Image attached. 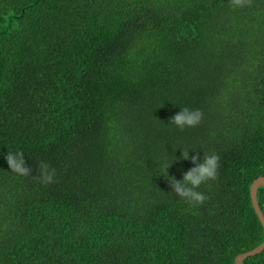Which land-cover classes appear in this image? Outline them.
Listing matches in <instances>:
<instances>
[{"label":"trees","instance_id":"16d2710c","mask_svg":"<svg viewBox=\"0 0 264 264\" xmlns=\"http://www.w3.org/2000/svg\"><path fill=\"white\" fill-rule=\"evenodd\" d=\"M212 152L192 206L169 182ZM260 177L264 0H0V264H234L264 240Z\"/></svg>","mask_w":264,"mask_h":264},{"label":"clouds","instance_id":"9594fccd","mask_svg":"<svg viewBox=\"0 0 264 264\" xmlns=\"http://www.w3.org/2000/svg\"><path fill=\"white\" fill-rule=\"evenodd\" d=\"M231 3L234 6H244L245 3L250 5L251 0H231ZM202 118L203 112L201 110L189 109L184 106L171 118L170 122L180 130H183L185 127L198 126ZM23 157L24 153L22 151L16 153L8 152L5 159L11 171L21 176H29L32 169L30 166H26ZM182 157L189 159L188 150H183ZM199 159L197 155H193L191 163L195 166L183 174L182 180H176L171 177L169 182L172 192L192 206L202 205L209 199L207 195L197 189H199L201 184L217 180L218 169L220 167V157L215 152L203 154L202 162H198ZM169 165L166 164L164 166L163 174H166ZM38 168L42 183L48 184L54 182V168H50V165L45 161H40Z\"/></svg>","mask_w":264,"mask_h":264},{"label":"water","instance_id":"95a60500","mask_svg":"<svg viewBox=\"0 0 264 264\" xmlns=\"http://www.w3.org/2000/svg\"><path fill=\"white\" fill-rule=\"evenodd\" d=\"M263 187L264 188V178L260 177L257 178L251 185L250 187V199H251V204H252V208L254 210V213L259 221V223L261 224L263 231H264V217L260 211L258 202H257V190ZM264 250V240L263 242L257 246L256 248L245 252L243 254L237 255L234 259V264H244V260H246L247 258L251 257V256H255L260 254L262 251Z\"/></svg>","mask_w":264,"mask_h":264}]
</instances>
